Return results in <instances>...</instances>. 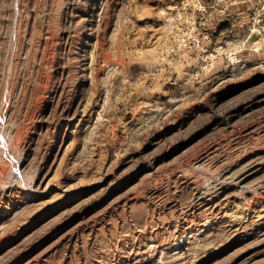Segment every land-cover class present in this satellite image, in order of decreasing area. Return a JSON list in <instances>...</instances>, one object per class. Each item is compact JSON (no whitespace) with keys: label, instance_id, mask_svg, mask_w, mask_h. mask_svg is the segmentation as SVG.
I'll list each match as a JSON object with an SVG mask.
<instances>
[{"label":"rangeland","instance_id":"obj_1","mask_svg":"<svg viewBox=\"0 0 264 264\" xmlns=\"http://www.w3.org/2000/svg\"><path fill=\"white\" fill-rule=\"evenodd\" d=\"M0 109V264H264V0H0Z\"/></svg>","mask_w":264,"mask_h":264},{"label":"bare ground","instance_id":"obj_2","mask_svg":"<svg viewBox=\"0 0 264 264\" xmlns=\"http://www.w3.org/2000/svg\"><path fill=\"white\" fill-rule=\"evenodd\" d=\"M5 98H6V97H5ZM2 100H3V99H2ZM7 101H8V100H7ZM3 103H4V102H3ZM3 105H5V104H3ZM5 106H6V105H5ZM2 107H3V106H2ZM5 108H6V107H5ZM2 109H3V108H2ZM0 111H1V109H0ZM2 111H3V110H2ZM4 111H5V110H4ZM4 111H3V112H4ZM3 112H2V114H3ZM0 114H1V113H0ZM4 114H5V113H4ZM0 118H2L1 115H0ZM3 118H4V116H3ZM1 120H2V119H1ZM2 123H3V121H2ZM0 124H1V123H0ZM8 129H9V126H8ZM10 129H11V127H10ZM3 130H5V129H3ZM3 130H2V131H3ZM11 130H13V129H11ZM3 132L5 133V131H3ZM6 132H7V131H6ZM4 133H3V136H4ZM10 133H11V132H10ZM0 134H2V133H0ZM7 134H9V133L7 132ZM7 136H8V135H7ZM7 136H6V137H7ZM1 137H2V136H1ZM3 140H4V139H3ZM3 140H1V141H3ZM6 141H7V144H8V146H9V143H10V142L8 143V140H6ZM1 143H2V142H1ZM1 143H0V144H1ZM4 144H6V142H4ZM1 147H2V150H3V147H4V146H1ZM9 147H10V146H9ZM9 147H8V148H9ZM4 148H6V147H4ZM8 148H7V149H8ZM10 149H11V147H10ZM2 150H1V151H2ZM1 151H0V152H1ZM6 151H7V150H6ZM6 151H4V152L6 153ZM11 151H12V149H11ZM7 152H8V151H7ZM1 153H2V152H1ZM1 153H0V154H1ZM11 155H12V154H11ZM15 156H16V155H15ZM19 157H21V156H19ZM19 157H18V158H19ZM13 158H15V157L13 156ZM21 158H22V157H21ZM22 160H23V159H22ZM13 161H14V160H13ZM13 161H12V162H13ZM19 163H20L19 161H18L17 163L13 162V165H12V166H13L12 168H14V169H13V171H11V174H12V175H11V179H12V178H16V181H17V179L20 178V175H21V174L19 173V171H18ZM10 166H11V165H10ZM2 172H3V171H2ZM223 172H224V171H223ZM21 173H22V172H21ZM0 174H1V173H0ZM22 174H23V173H22ZM230 175H231V174H230ZM1 176H2V175H1ZM1 176H0V177H1ZM22 176H25V174L22 175ZM236 176H237V175H236ZM228 177H229V175H228ZM228 177H227V178H228ZM21 178H22V180H23V177H21ZM219 178H220V177H219ZM223 178H224V176H223ZM223 178H222V179H223ZM14 180H15V179H14ZM220 180H221V179H220ZM226 180H227V179H226ZM228 180H229V179H228ZM232 180H233V178H232ZM23 181H25V180H23ZM215 181H216V180H215ZM234 181H235V180H234ZM10 182H11V181H10ZM17 182H18V181H17ZM19 182H20V181H19ZM21 182H22V181H21ZM31 182H32V181H31ZM216 182H217V181H216ZM216 182H215V183H216ZM222 182H223V181H222ZM231 182H232V181H231ZM14 183H15V182H13V184H14ZM22 183H23V182H22ZM32 183H33V182H32ZM232 183H233V182H232ZM11 184H12V183H11ZM17 184L19 185V183H17ZM224 184H225V183H224ZM227 184H228V183H227ZM229 184H230V183H229ZM229 184H228V185H229ZM234 184H235V182L233 183V185H234ZM20 185H21V184H20ZM27 185H28V184H27ZM29 185H30V184H29ZM32 185H33V184H32ZM211 185H214V184H211ZM225 185H226V184H225ZM220 186H221V185H220ZM210 187H211V186H210ZM26 188H27V187H26ZM211 188H213V187H211ZM211 188H210V189H211ZM217 188H219V186H218ZM9 189H10V188H9ZM213 189H215V188H213ZM220 190H221V189H220ZM211 191H212V190H211ZM216 194H217V192H216Z\"/></svg>","mask_w":264,"mask_h":264}]
</instances>
